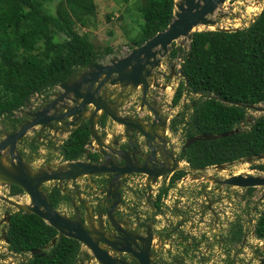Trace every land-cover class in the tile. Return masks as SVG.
Returning a JSON list of instances; mask_svg holds the SVG:
<instances>
[{
  "label": "trees",
  "instance_id": "16d2710c",
  "mask_svg": "<svg viewBox=\"0 0 264 264\" xmlns=\"http://www.w3.org/2000/svg\"><path fill=\"white\" fill-rule=\"evenodd\" d=\"M137 2L143 25L141 32L131 39L133 48L167 30L175 12V0ZM45 3L0 0V119L11 120L17 111L29 107L35 96L48 95L86 66L106 62L115 55L109 46L99 50L101 47L91 42L88 34L76 29L95 25V0H58L54 14L49 13ZM176 55L174 50L172 57ZM179 73L181 81L175 89L172 107L177 108L187 94L192 99L171 120L172 135L181 132L187 141L203 134L219 135L241 129L227 138L195 143L182 152L181 161L188 163L191 170L201 171L264 155V115L253 119L248 130L242 128L249 112L244 106L264 104V9L247 28L195 32ZM108 120L105 115L100 117L98 127L105 130ZM17 122L13 121L14 128ZM90 141L86 121L62 143L59 151L64 162L86 158L99 163L101 155L87 149ZM252 167L264 172V164ZM186 174L176 173L171 184ZM165 191L159 194L158 201ZM20 193V188L12 186L13 195ZM48 197L55 210L69 201L58 187ZM255 234L264 239V211ZM243 235V228L238 226L231 243L241 242ZM9 240L10 250L17 254L42 250L22 264H81L82 258L90 256L80 242L60 235L34 214L20 212L13 217Z\"/></svg>",
  "mask_w": 264,
  "mask_h": 264
},
{
  "label": "rangeland",
  "instance_id": "374dc122",
  "mask_svg": "<svg viewBox=\"0 0 264 264\" xmlns=\"http://www.w3.org/2000/svg\"><path fill=\"white\" fill-rule=\"evenodd\" d=\"M176 1L182 2L180 0ZM45 2L49 13L54 14L58 0L54 2L45 0ZM95 3L97 5L95 25L90 26V28H80L77 26L76 29L81 34H88L90 41L97 47H101L99 50H103L106 46L111 47L115 55L109 57L104 63L111 64L113 60L122 59L132 51L131 39L141 32L143 19L137 8V0H95ZM263 7L264 0H226L225 3L218 5L214 12L208 16V20L217 23V25H214L212 29L206 27L197 31L247 28L256 17L260 15ZM176 11L178 12L177 9ZM109 15L112 16L110 20H108ZM59 39L63 40L64 38L59 37ZM189 45L190 42L187 38H180L170 46L168 54L165 55L162 53L161 57L159 56L157 58L161 66L153 70L151 81L153 82L154 79H157V82L162 87L168 86V88H166V90L160 89L161 95L157 97L159 100H156V90L153 91L152 89L155 88L153 87L150 89L151 93L148 98V102L152 104V107H155L159 111L161 119H167L169 121L167 133L171 139L174 140L177 148L183 146L185 140L181 132H179L177 136L172 135L169 131V124L176 115L184 110V106L189 105L192 99V96L187 94L177 108L172 107L175 89L181 81V78L177 77V75L181 68L182 60L189 51ZM174 50L177 51V55L172 57V52ZM173 65L177 67L176 75L173 79L167 81L168 76L172 74L171 67ZM90 68H83L74 74L70 79V84L79 83L83 77L92 71ZM62 91L60 87H57L56 90L49 92L48 95L35 96L31 100L29 107L16 112L12 119L21 120L19 124V128L21 129L27 122L31 121L32 114H35L36 111L46 109L50 102L54 101L56 96L60 95ZM72 97L73 96L70 95V100H66L69 106H74V104L71 103ZM100 97L110 105L119 117L143 122L146 126L149 125L153 118L152 112L147 107L142 108V85L136 86L133 83L108 84L102 89ZM63 106V103L58 104L50 113H63ZM86 110L88 113L83 116V118L86 119L85 121H87V119L91 117V113L95 111L93 106L87 107ZM102 115V112L97 115L96 132L99 137H104L105 135L104 139H102L103 142L109 148L114 149V144L117 141L121 143L122 139L125 138V127L109 119L106 129H100L98 127V121ZM259 116H262V114L249 111L247 123L243 124L242 128L248 130L252 120ZM76 117V119H79V116ZM70 120L71 118L66 119L64 123H52L50 126H38L31 130L17 144L15 151L16 155L23 159V163L30 173L36 175L40 172L49 173L52 171H61L64 168L66 169V163L62 160L59 150L63 141H65L70 132L74 130V128L65 125L66 123L68 124ZM9 125V119H0V143L13 134V129ZM52 127H57L58 129L52 130ZM57 130H60V132L57 133ZM36 138H40L39 144L36 147L31 146ZM94 146L95 151H102V148H100L96 142H94ZM5 154H8V152H5ZM256 164H264V161L257 162ZM4 165L7 168H11V159L9 155L6 156ZM180 169L186 171L189 175L185 180L178 182L169 192L164 202H162L161 211L157 214H153L150 203L158 194L159 190L166 186L168 182H160L159 185L151 188L152 186L149 187L148 182V186H144L145 181L142 177H139L129 182L127 185L128 193H124L129 203L130 201H135V203H138L137 205L139 208L134 214H125L126 217L130 222H134L132 218L140 214V219L143 222L142 224L145 223V226H151L152 228V234L156 238L155 246L160 245V238L164 241L163 236H169V234L176 237L172 238V240L175 241V252L179 250L176 247L180 245L179 242L177 243V240L180 238H182L180 240L183 242L181 245H183L184 249H187V245L191 243L194 244V247L187 252L191 254V257H179V255H177V257L173 258V260H177L173 262L168 261L166 263H160L158 255L153 253V257L156 256L157 258V260L153 258V261L155 260L157 264H221L222 261V263H224L227 257H221L222 255L238 252L240 248L238 244H231V239L234 237V230L238 225H241L244 227L245 235L247 236V244L244 249L239 250L242 254V258H238V260L236 257H230L229 264H260L258 259L263 258L264 250L261 251L259 246L255 249L257 241L254 239L252 233L255 231L254 228L257 216L264 211V187L254 188L251 195L250 193L248 194L247 189L234 186H220L215 181H223L234 174L264 176V172L255 171L251 165L243 161H237L233 165H229L224 171H217L214 167H210L205 171H191L188 164L185 162H182ZM89 179L90 178L84 177L78 179L76 182L64 183L61 185L64 193L70 200L65 203L58 212L72 221L82 222L85 218L83 224L88 231L91 233H95V231L101 232V227L108 220L107 214L112 204H108L109 206L106 207L107 203H110L109 200L94 196L96 192L91 189L88 182L92 179ZM54 184L53 182L45 184L42 187V191L48 196V190L51 189ZM9 187V185H0L1 196H8ZM214 190L218 192H214V195H211V192ZM151 191H153V194L149 196ZM148 197H151L149 205L146 202V198ZM244 200L246 204H244ZM12 201L22 207L31 205L30 197L26 193L19 197H15ZM201 202L204 203V205L206 203L213 204L221 215L212 217L208 216L209 213H206V216H204L205 212L202 210V207L195 206L201 205ZM81 207L83 208L82 210ZM206 207L207 206H205V208ZM10 210L17 211V208L12 207ZM198 210L204 212L203 216L197 213ZM87 212L89 213L88 215ZM193 213H195V215ZM156 215H159L158 218H155ZM189 222L193 224V228H198L196 232L197 235L189 234V229L191 228ZM209 223L216 228L215 231L212 229L208 230L210 227ZM180 225L184 226L185 230H179ZM122 227L127 230L124 225ZM130 228H132V226H130ZM112 230L113 229H111L110 232H112ZM128 231L135 233L132 234L134 236H141V234L146 235L145 227L141 230L136 229L135 231ZM203 231L210 232V234L214 236L207 238ZM110 232L109 237L113 240V236H111ZM190 233H194V231H190ZM94 238L99 239L97 236H94ZM116 242L118 243V241ZM169 242H166L165 245L170 247ZM83 247L84 251L93 256L88 248L85 246ZM106 249L110 248L106 247ZM164 249L168 251L169 248L164 247ZM208 251H210V254L207 253ZM204 252H206V256L202 255ZM91 255L89 258H82V264H99ZM29 257V255L13 257V262L14 264H22L28 260ZM120 257L123 258L124 256L120 255ZM10 263L12 264V262Z\"/></svg>",
  "mask_w": 264,
  "mask_h": 264
},
{
  "label": "water",
  "instance_id": "95a60500",
  "mask_svg": "<svg viewBox=\"0 0 264 264\" xmlns=\"http://www.w3.org/2000/svg\"><path fill=\"white\" fill-rule=\"evenodd\" d=\"M225 1L226 0H184L182 5L178 6L177 2L179 1L175 0V7L178 12L175 9L174 19L167 30L158 33L155 37L146 41L142 46L138 48H132V51L128 55L122 59L113 60L111 64H104L105 62H103L92 63L86 66L89 68L91 67L90 69H92V71L83 77L79 83L71 85V80H69L68 82L60 85L59 87L63 91L51 105L46 107V109L42 112L32 114V120L25 127L8 136L7 139L0 143V185L2 183L4 185L16 186L23 190L31 200V206L28 208V210L23 209L18 204H15V206L24 213L38 216L48 225L55 228L60 235L80 242L92 252L94 258L99 262V264H128L124 260L116 259L107 249H104L103 246H108L110 248L114 247L117 253L120 254H133L136 256V258H138L139 264H150L149 246L152 240V235L149 234L150 231L148 233L149 239L147 241V249L145 252L136 253L133 249V244L137 240L142 241V239H131L124 231H121L118 228V224L115 222L113 212L122 200L118 193L119 190L117 191V189H115V191L109 192L107 195L108 198L116 200V202L111 206V211L108 214V218L111 220L119 234L126 235V238L125 235L122 238L119 237L121 243L126 244V247L123 248H117L112 244L113 242H111L110 239L106 238V233L103 226L101 227V232L95 231V233H91L86 229L83 222L72 221L62 216L51 206L48 196L42 191V187L49 182H58L60 185H62L64 182H76L78 179L83 177H95L102 175L111 176L114 180V183L119 186L121 185L120 180H123L133 174L146 175L147 181L149 183L152 182L153 184H156L159 177L165 178L180 168V162L174 158L173 154L170 152H165L163 154L162 152L168 145V142L165 141L162 136H165L166 134L169 121L167 119L162 120L159 111L155 107H152V104L148 102V98L151 93L150 89L152 87L162 90H166L167 88V86L162 87L156 79H154L153 82L151 81V78L153 77V71L149 68L157 66L158 63H151L150 59H157V50L159 49L168 54L170 46L175 41L186 37L190 31H192L193 28L201 22L210 21L217 25V23L208 20V16L214 12L218 5L225 3ZM225 31L232 30L225 29ZM195 32L201 31H194L188 36L187 39L189 40L190 44ZM176 69V65L171 67V77L176 75ZM180 76V74L177 75V77ZM118 83H133L136 86H143L142 108L147 107L152 112L154 116V123L152 126H146L148 127L146 128L142 122L119 117L117 113L110 107V105L101 99V91L106 85H115ZM70 95L73 96L71 102L74 104V106H69L66 104V100ZM61 103L64 104L62 108L64 112L57 113V116H49L50 112ZM237 105L240 106L241 104ZM89 106H93L95 110L94 113H91V117L87 119V122L89 123V131L91 133V141L88 144L89 150L96 152L94 142H96L98 146L102 148V154H104L103 150H110L96 132L97 115L102 112L103 115H106L113 122L125 127L124 135L129 138L130 143L134 148L140 150V153L137 155L134 154L132 159L122 158L124 165H118L116 164V161L112 160L101 165L91 164L86 161H77L66 164L65 170L52 171L49 173L41 172L36 175L31 174L24 165L23 159L16 155L15 151L17 143L20 142L26 133L37 126H49L52 122L64 123L66 119H70L73 116H79L80 118L76 122H70L69 125L74 129H78L84 122H86V119H84L83 116L88 113L86 108ZM244 107L248 111H254L255 113L264 115V104L249 105ZM65 125L68 126V124ZM240 131L241 129L237 128L224 134H203L192 137L187 140L184 150L189 149L197 142L216 141L238 134ZM159 132L162 136L158 135ZM140 139L142 140V143H140ZM139 143L141 145H139ZM158 148H161V151L158 150ZM5 152H8V154H5ZM112 152L114 154L117 153L114 151ZM145 152L147 154L149 153L150 158L146 156ZM7 155H9L12 160L11 166L14 168V171H11L10 168H7L4 165V160L6 159ZM138 158H141V160L144 162L143 165L138 163ZM158 158L163 161V164H166V160L171 158L173 164L170 169L163 168L162 163L158 161ZM241 161L252 166L257 162L264 161V155L262 154L255 157H249ZM156 164L160 165L159 169L155 168ZM148 165H150L152 169H149ZM228 167L229 165L224 164L215 166L214 168L217 171H224ZM215 182L220 186H235L242 189H253L264 187V176L244 175L232 177L225 181ZM94 236H97L99 239H95ZM116 238L118 239V237ZM5 240L8 241L7 238ZM54 244H56V240L53 241V245ZM41 253V250L32 251L33 255H40Z\"/></svg>",
  "mask_w": 264,
  "mask_h": 264
},
{
  "label": "flooded vegetation",
  "instance_id": "af4514ba",
  "mask_svg": "<svg viewBox=\"0 0 264 264\" xmlns=\"http://www.w3.org/2000/svg\"><path fill=\"white\" fill-rule=\"evenodd\" d=\"M171 73H172V71H171ZM172 75V74H171ZM171 75L170 76H168V79H167V81H170L171 79H173L174 78V76L173 77H171ZM157 80V79H156ZM153 88V87H152ZM151 88V89H152ZM167 88H168V86H167ZM57 88H55V90H56ZM153 91L154 90H156V96H155V99L156 100H159V99H157V97L158 96H160L161 94H160V89L159 88H153L152 89ZM151 92V91H150ZM61 95V94H60ZM60 95H57L56 96V99H57V97L58 96H60ZM38 96H40V95H38ZM42 96H45V95H42ZM55 99V100H56ZM72 99H73V97H72ZM54 100V101H55ZM68 100H70V96H69V98H68ZM54 101H52V102H50V104L49 105H51ZM72 103V102H71ZM67 104V103H66ZM48 105V106H49ZM47 106V107H48ZM28 108V107H27ZM26 108V109H27ZM24 109V108H23ZM22 110V109H21ZM45 110V109H44ZM20 111V110H19ZM43 110H41V111H36L35 113H38V112H42ZM18 112V111H17ZM49 116H57V114H49ZM106 116V115H105ZM32 120V119H31ZM13 121H18L17 123H15V128H14V126H13ZM76 122V121H74L73 119H71L70 120V122ZM70 122L68 123V126H70L69 124H70ZM171 122V121H170ZM21 123V120H18V119H11L10 120V127L13 129L12 130V133L14 134V133H16V132H18L19 130H20V128H19V124ZM29 122H27L23 127H25L27 124H28ZM52 123H54V122H52ZM52 123H50V124H52ZM143 123V122H142ZM154 123V116H153V118H152V120H151V122L149 123V125H148V127H150V126H152V124ZM67 124V123H66ZM144 124V123H143ZM145 125V124H144ZM170 125V124H169ZM50 126V125H49ZM22 127V128H23ZM38 127V126H37ZM71 127V126H70ZM145 127H146V125H145ZM148 127H146V128H148ZM36 128V127H35ZM35 128H33V129H35ZM57 128V127H56ZM56 128H54V127H52V130H54V129H56ZM73 128V127H72ZM33 129H31V130H33ZM58 129V128H57ZM30 130V131H31ZM76 129H74L73 131H71L70 132V134L69 135H71L72 134V132H74ZM29 131V132H30ZM167 131L168 130H166V134H165V136H162L161 135V133L159 132L158 133V135H160V136H162L163 138H164V140L165 141H167L168 142V145H167V147L162 151L163 152V154L165 153V152H170L171 154H173L174 155V158L175 159H177L179 162H180V166H182V162H185V161H181V154H182V152H184L185 150H184V146H185V144H186V142L187 141H185L184 142V145L183 146H181V147H179V148H177L176 147V144H175V142H174V140H172L171 139V137L169 136V134L167 133ZM170 131V130H169ZM28 132V133H29ZM60 132V130H57V133H59ZM28 133H26V135L28 134ZM171 133V132H170ZM25 135V136H26ZM24 136V137H25ZM175 136V135H174ZM23 137V138H24ZM22 138V139H23ZM68 138V137H67ZM102 138V137H101ZM21 139V140H22ZM102 139H104V138H102ZM122 139V138H121ZM20 140V141H21ZM40 140V138L38 139V138H36L35 139V141H34V143L31 145V146H34V147H36L38 144H39V141ZM42 140V139H41ZM64 142V141H63ZM19 143V142H18ZM17 143V144H18ZM140 143H142V140L140 139ZM139 143V145H141ZM114 149H111V148H109L110 150H112V151H114L116 154H114L112 151H110V150H108V149H105L103 152H104V154H102V152L100 151V152H98V151H96V152H98L100 155H101V160H100V162L99 163H92V162H90L88 159H86V158H84V159H82V160H78V161H86V162H89V163H91V164H97V165H101V164H105V163H107L108 161H116V164H120V165H124L123 164V161H122V158H124V159H126V158H131L132 159V157L134 156V154H138V153H140V150L139 149H137V148H134L133 146H132V144L130 143V140H129V138H127L126 136H125V138H123L122 139V142L120 143L119 141H117L115 144H114ZM162 148V147H161ZM161 148H158V150H160L161 151ZM87 149H88V146H87ZM89 150V149H88ZM187 150V149H186ZM90 152H94V151H91V150H89ZM149 152V151H148ZM145 154H146V156H148L149 158H150V155H149V153L147 154L146 152H145ZM107 156H108V158H107ZM11 159V158H10ZM62 160H63V158H62ZM12 161V160H11ZM158 161L160 162V163H162V167L163 168H165V169H170V167L172 166V164H173V162H172V160H171V158H169V159H167L166 161V164H163V161L160 159V158H158ZM72 162H77V161H72ZM16 163V162H15ZM64 163H66V164H68V163H71V162H64ZM138 163L140 164V165H143L144 164V162L141 160V158H138ZM186 163V162H185ZM188 164V163H187ZM25 165V164H24ZM227 165H233V163H231V164H227ZM189 166V165H188ZM148 168L149 169H152V167L150 166V165H148ZM156 169H159L160 168V165L159 164H156V167H155ZM11 171L13 170L14 171V168L11 166ZM190 169V168H189ZM208 169V168H207ZM63 170H65V168L63 169ZM191 170V169H190ZM204 171L206 170V169H203ZM180 171H183L182 169H180V168H178L173 174H171V175H168V176H166L165 178H162V177H159L158 178V181L156 182V184H153L152 182V184L151 183H149L148 181H147V176L146 175H141V174H133V175H131V176H129V177H126L125 179H123V180H120V183H121V185H117L116 183H114V180H113V178L111 177V176H109V175H102V176H91V177H85V178H90L89 180H91V181H89L88 183L90 184V187H91V189H93V191L94 192H96L95 194H94V196H98V197H100V198H104V199H107V200H109L110 201V203H107V205H106V207H108L109 205L108 204H114L115 202H116V200L115 199H112V198H108L107 197V195H108V193L109 192H113V191H115V189H117V191H118V193H119V195L121 196V198H122V200H121V203L118 205V207L114 210V212H113V217L115 218V222L118 224V228L121 230V231H124L125 233H126V235L128 236V237H130L131 239H133V240H137V238H141L142 239V241H139V240H137L136 242H134V244H133V249H134V251L136 252V253H142V252H145V250L147 249V247H148V243H147V241H148V239H149V235H148V233H149V231H150V233L149 234H151L152 235V240H151V243H150V246H149V254H150V264H157L156 262H155V260H157V258H156V256L155 257H153V253L154 254H156V255H158V260H159V262L160 263H163V262H168V261H175V260H177V259H175V260H173V258L174 257H177V255H179V257H191V254L190 253H187L192 247H194V244L193 243H191V244H189V245H187V249H184V247H183V245H181V244H183V242L180 240V239H182V238H180V239H178L177 240V243L179 242L180 243V245L179 246H177L176 248L177 249H179L178 250V252H175L174 251V249H175V246H174V242L175 241H173L172 240V238H176L175 236H173V235H171V234H169V236L167 235H164L163 236V239H164V241L162 240V238H160V245L159 246H155V243H156V238H155V236L152 234V228H151V226H149V227H147V226H145V223L144 224H142L143 222H142V220L140 219L141 218V215L139 214V215H137L135 218H132V220L134 221V222H130L129 220H128V218L126 217V215L125 214H127V213H135L136 211H138L139 210V208H138V203H135V201H133V202H131L130 201V203H129V200L127 199V197L124 195V193L126 192V193H128L127 192V190H128V188H127V185L129 184V182L130 181H133L135 178H143V180L145 181V185L144 186H148L149 185V187H151V188H154V186H157V185H159V183L160 182H168V184L166 185V186H164V187H162L160 190H159V192H158V194L154 197V199H153V201L151 202V197H148V198H146V202H147V204L149 205V203L151 204V208H152V210H153V214H157V213H159L160 211H161V209H162V202H164V199H165V197L169 194V192L174 188V186L175 185H177V183L178 182H180V181H182V180H185L186 179V177L189 175L186 171V175L183 177V178H181L179 181H177V182H175L173 185L171 184L172 183V177L176 174V173H178V172H180ZM191 171H193V170H191ZM256 171V170H255ZM260 172V171H259ZM41 173V172H40ZM32 174V173H31ZM34 175V174H33ZM238 176H244V175H242V174H234V175H232L230 178H232V177H238ZM84 178V177H83ZM230 178H227V179H225V180H228V179H230ZM225 180H223V181H225ZM147 182H148V185H147ZM50 183V182H49ZM53 183H55L54 184V186L51 188V189H49L48 191L50 192L54 187H58L60 190H61V192H62V194L63 195H65V196H67L65 193H64V191H63V189H62V187H61V185L58 183V182H53ZM64 183H70V182H64ZM63 183V184H64ZM62 184V185H63ZM44 186V185H43ZM16 187V186H15ZM235 187V186H234ZM163 190H166L165 191V193H164V195L162 196V199L160 200V201H158V197H159V194H161V192L163 191ZM253 190H254V188H253ZM23 191V190H22ZM214 192L215 193H217L218 191L217 190H214V191H212L211 192V195H214ZM247 192H248V194L250 193L251 195H252V193H253V191H251V192H249V190L247 189ZM25 192L23 191V193H20V194H16V195H13L12 194V186H10L9 187V193H8V196L6 197V196H1V192H0V264H11L10 262H12V264H14V262H13V257H21V256H23L22 254H17V253H15V252H12L11 250H10V240H9V231H10V224H11V222H12V219H13V217L17 214V213H20V212H23L22 210H19V208L18 207H16L15 206V204L16 203H14L13 201H12V199H14L15 197H19L20 195H22V194H24ZM49 194V193H48ZM153 194V191H151L150 193H149V196H151V195ZM68 197V196H67ZM49 198V197H48ZM204 198V197H203ZM68 199H69V197H68ZM70 200V199H69ZM84 202V201H83ZM244 202V204H246V201L244 200L243 201ZM158 203V205H159V207H157V204ZM51 204V203H50ZM19 205V204H18ZM64 205V204H63ZM62 205V206H63ZM111 205V206H112ZM25 206H27V205H25ZM52 206V205H51ZM61 206V207H62ZM196 207H202V210L205 212V214H204V216H206V213H209V215L208 216H212V217H216V216H218V215H221L220 213H218V209L215 207V206H213V204H208V203H206L205 205H204V203H202L201 202V205H195ZM205 206H207L206 208H205ZM246 206V205H245ZM12 207H15V208H17V211H11L10 209L12 208ZM22 207V206H21ZM60 207V208H61ZM60 208L58 209V210H56V211H59L60 210ZM83 208L81 207V210H82ZM110 211H111V207H110V209H109V213H110ZM95 212V211H94ZM204 212H200L199 210H198V212L197 213H199L201 216H203V213ZM24 213V212H23ZM108 213V214H109ZM89 213L87 212V215H88ZM108 214H107V221L105 222V224L103 225V227H104V229H105V236H106V238H108V239H110V237H109V232L111 231V229H113L112 230V232H110V234H111V236H113V240L112 239H110V241L111 242H113L112 244L114 245V246H116L117 248L118 247H121V248H123V247H126V244H124V243H121V241H120V238L119 237H124V235H122V234H119L117 231H116V229H115V226L114 225H112V222H111V220L108 218ZM194 215H195V213H193ZM262 215V212L259 214V216H257V221H258V219L260 218V216ZM158 216L159 215H156L155 216V218H158ZM85 217V216H84ZM83 218V217H82ZM119 219V220H118ZM205 219V218H204ZM257 221L255 222V228H254V230L256 229V224H257ZM82 222L84 223L85 222V218L82 220ZM189 224L191 225V228L189 229V234H195V235H197L196 234V232L198 231V228L197 227H195V228H193L192 226H193V224H191V222H189ZM112 225V226H111ZM125 226L126 228H127V230L126 229H124L122 226ZM132 226V228H130V226ZM209 225H210V227L208 228V230L209 229H212L213 231H215L216 230V228L214 227V226H212L210 223H209ZM238 226H241V225H238ZM144 227L146 228V235H142L141 234V236H134V235H132V234H135V233H131L130 231H128V230H133V231H135L136 229H139V230H141V229H144ZM242 228H243V239L241 240V242H238L237 244L238 245H240L239 247V249H238V252H231V254H225V255H222L221 257H227L226 259H225V262L224 263H222L221 262V264H229V262H230V257H236L237 259L238 258H242V254L240 253V251L239 250H242V249H244L245 248V245L247 244V236L245 235V231H244V227L243 226H241ZM115 230V231H114ZM179 230H185V227L184 226H182V225H180V227H179ZM236 230V229H235ZM235 230H234V232H235ZM107 231V232H106ZM190 231H194V233H190ZM233 232V233H234ZM118 235H117V234ZM203 233H205L206 234V237L207 238H210V237H212V236H214V235H211L210 234V232H206V231H203ZM116 234V235H115ZM252 234H254V235H256L255 234V231H254V233H252ZM126 235H125V238H126ZM116 237H118V239L116 238ZM200 238H203L202 236H199ZM8 239V241H6L5 239ZM171 239V240H170ZM169 240H170V242H169ZM211 240H212V238H211ZM116 241H118V243L116 242ZM163 242H164V245H163ZM166 242H169L170 243V247L169 246H167V245H165V243ZM231 244H234V243H231ZM235 245V244H234ZM263 246H264V244H262L261 246H259V249L262 251V250H264V248H263ZM106 247H108V246H106ZM106 247L104 246V249H106ZM164 247L165 248H169L168 249V251L166 250V249H164ZM82 248H84L83 247V245H82ZM108 248H110V247H108ZM199 249V248H198ZM109 252H110V254L112 255V256H114L116 259H119V260H124V261H126L128 264H139V261H138V258H136V256L135 255H133V254H125V253H123V254H120V253H117V251L114 249V247H112V248H110V249H107ZM42 251V250H41ZM169 252H170V254H169ZM92 253V252H91ZM208 254H210V251H208L207 252ZM228 253V252H227ZM24 255H29L30 257H33V256H35V255H33L32 254V252H29V253H26V254H24ZM91 255V254H90ZM120 255L121 256H124L123 258H121L120 257ZM202 255H207L206 254V252H204ZM92 256V255H91ZM29 257V258H30ZM92 257H94V256H92ZM125 257H127V258H125ZM169 257H171V258H169ZM213 257V256H212ZM153 258H155V260L153 261ZM239 260V259H238ZM259 260V263L260 264H264V256H263V258L262 259H258ZM28 260H26L25 262H27ZM234 262V261H233ZM81 264H82V262H81ZM175 264H177V263H175Z\"/></svg>",
  "mask_w": 264,
  "mask_h": 264
},
{
  "label": "bare ground",
  "instance_id": "6f19581e",
  "mask_svg": "<svg viewBox=\"0 0 264 264\" xmlns=\"http://www.w3.org/2000/svg\"><path fill=\"white\" fill-rule=\"evenodd\" d=\"M184 1H182V2H177V4H178V6L179 5H182V3H183ZM214 25L215 24H213L212 22H210V21H205V22H201L200 24H198V25H196L194 28H193V30L192 31H190V33L186 36V37H184V38H188V36L189 35H191L194 31H197V30H200V29H202V28H206V27H208L209 29L211 28L212 29V27H214ZM162 53H164L165 55L167 54V53H165L163 50H157V58L160 56L161 57V55H162ZM150 62L151 63H158V65L157 66H154L153 68H149V69H152V71L154 70V69H156V68H160V66H161V64H160V62H159V60L158 59H150ZM86 115V114H85ZM74 118V119H73ZM77 117L76 116H73V117H71V119H73L74 121H75V119H76ZM80 118V117H79ZM76 121H78V119H76ZM2 184V183H1ZM31 205H27L26 207H22L23 209H25V210H28V208L30 207Z\"/></svg>",
  "mask_w": 264,
  "mask_h": 264
},
{
  "label": "built area",
  "instance_id": "2783aa9c",
  "mask_svg": "<svg viewBox=\"0 0 264 264\" xmlns=\"http://www.w3.org/2000/svg\"><path fill=\"white\" fill-rule=\"evenodd\" d=\"M226 29H228V28H226ZM183 63V62H182ZM253 237H254V239L257 241L256 242V245H255V249H257L258 247L257 246H261L262 244H264V239H258V238H256V236L253 234Z\"/></svg>",
  "mask_w": 264,
  "mask_h": 264
},
{
  "label": "clouds",
  "instance_id": "9594fccd",
  "mask_svg": "<svg viewBox=\"0 0 264 264\" xmlns=\"http://www.w3.org/2000/svg\"><path fill=\"white\" fill-rule=\"evenodd\" d=\"M180 71V70H179ZM178 74H180V73H178ZM256 236V235H255ZM257 238V237H256ZM258 239H260V238H258Z\"/></svg>",
  "mask_w": 264,
  "mask_h": 264
}]
</instances>
